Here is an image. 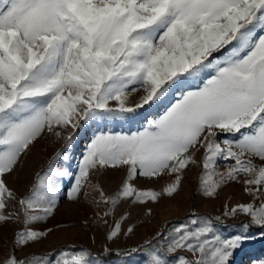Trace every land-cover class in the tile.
Segmentation results:
<instances>
[{"label":"snow or ice","instance_id":"1","mask_svg":"<svg viewBox=\"0 0 264 264\" xmlns=\"http://www.w3.org/2000/svg\"><path fill=\"white\" fill-rule=\"evenodd\" d=\"M133 93L142 94L130 105ZM159 106L163 113L140 130H98L76 172L50 167L19 199L8 186L7 177L45 132L131 120ZM66 140H73L71 131ZM218 159L230 162L224 171ZM198 163L205 196L229 183L243 186L253 203L226 206L224 215L249 216L264 239V0H0V223L22 220L16 245L51 233L33 225L54 215L65 180L70 201L87 187L98 191L96 204L108 206V217L121 201L172 197ZM99 170L127 171L114 195L91 183ZM138 177L171 182L162 192L143 190ZM10 201L17 202L14 212ZM121 223L108 240L118 238ZM249 228L241 224L223 237L212 219L192 213L126 254L143 249L146 264H232L234 253L257 238ZM183 251L190 257L174 255ZM0 264L100 262L81 251L70 258L11 253Z\"/></svg>","mask_w":264,"mask_h":264},{"label":"rangeland","instance_id":"2","mask_svg":"<svg viewBox=\"0 0 264 264\" xmlns=\"http://www.w3.org/2000/svg\"><path fill=\"white\" fill-rule=\"evenodd\" d=\"M142 93H133L129 97V104L139 101ZM165 106L146 108L132 114L131 120H114L108 122L89 123L86 127L71 129H56L61 135L56 136L55 131L45 132L30 146V150L22 157L20 165L13 175L7 177L8 186L16 193L17 198L27 195L33 184L37 181V174H43L50 167L77 171V166L83 158L87 146L98 130L111 129L115 132L137 131L145 125L146 119L158 117L164 111ZM73 134V140L68 142L66 137L69 132ZM219 139H224L220 135ZM203 149L197 153L198 162L202 160ZM229 161L217 160V170L224 171ZM127 171L99 170L94 172L91 183L97 185L104 192L114 195L122 186ZM204 170L198 163L190 166L185 173V179L178 192L172 197L162 196L158 202L148 201L145 204H136L132 200L121 201L115 212L104 217L108 210L107 205H97L99 192L92 187H87L78 201H70L66 191L70 187V181L62 184V196L54 215L46 222L33 225L40 230L52 229L51 233L39 243L28 247H20L15 243L16 233L23 229L21 221L12 220L0 223V261L9 254L14 253L19 258L33 257V255L61 253L71 255L81 251H88L90 259L98 260L100 264H146L147 253L142 249L127 255L132 249L141 248L145 241L151 239L158 232H166L172 225L184 222L192 213L198 217L209 218L223 237H230L239 231L240 225L250 224L249 234L257 238L246 243L234 253L232 264H253V261L264 260V239L259 238L261 229L251 224V218L245 214L234 217L224 215L226 206L234 207L239 203H253V198L243 190V186L237 183L224 185L215 197H207L203 194L201 179ZM171 182L170 177L157 180L137 178V188L143 190H162ZM86 193V194H85ZM258 207L260 201H255ZM17 202L10 201L8 211H16ZM151 210V212H149ZM122 217H126L121 223ZM220 217V220H215ZM107 220V223H104ZM116 223H121V233L114 241L107 236L115 228ZM133 227V233H127V228ZM155 243V241H154ZM147 247V246H145ZM105 248L109 249L105 252ZM112 252L120 253L110 257ZM174 255L190 257V253L183 251Z\"/></svg>","mask_w":264,"mask_h":264},{"label":"trees","instance_id":"3","mask_svg":"<svg viewBox=\"0 0 264 264\" xmlns=\"http://www.w3.org/2000/svg\"><path fill=\"white\" fill-rule=\"evenodd\" d=\"M119 254H120V253H118V252H112V253L109 254V256H110V257H113V256H117V255H119Z\"/></svg>","mask_w":264,"mask_h":264}]
</instances>
